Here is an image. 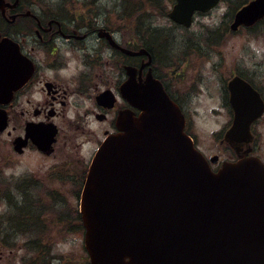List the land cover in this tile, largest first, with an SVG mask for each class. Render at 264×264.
<instances>
[{
  "label": "water",
  "instance_id": "1",
  "mask_svg": "<svg viewBox=\"0 0 264 264\" xmlns=\"http://www.w3.org/2000/svg\"><path fill=\"white\" fill-rule=\"evenodd\" d=\"M174 1L168 16L185 27L194 11L218 2ZM9 5L0 0V11ZM263 16L264 0H251L235 13L231 28ZM120 50L146 56L139 73L151 63L144 47ZM31 69L18 46L2 39L0 98L20 86ZM126 74L120 93L140 113H119L117 132L96 152L80 197L90 264H264V163L244 157L224 161L213 171L183 131L179 107L151 68L139 81L135 67L126 66ZM228 88L236 115L224 138L233 144L234 134L245 139L261 109L253 108L237 78ZM108 98V91L98 96L103 103ZM210 160L216 163L217 156Z\"/></svg>",
  "mask_w": 264,
  "mask_h": 264
},
{
  "label": "flooded vegetation",
  "instance_id": "2",
  "mask_svg": "<svg viewBox=\"0 0 264 264\" xmlns=\"http://www.w3.org/2000/svg\"><path fill=\"white\" fill-rule=\"evenodd\" d=\"M9 1L14 2L15 0ZM25 1L17 0L15 6L6 10L5 15L0 13V21L6 25L14 22L27 24L25 28H19L13 32H11L12 26H7L8 28L0 34L13 38L19 44L21 53L32 64L29 79L11 94L7 92L0 101V110L5 117L4 128H0V202L10 205L9 193L29 194L30 199L26 200L27 203L20 202L27 207L24 209V218L29 217L27 218L28 223L23 224L29 226L27 232L33 234L29 239L32 242L40 238H49L53 223L58 226V230L61 228L62 215H67L61 211L63 207L61 193L65 188L66 191L75 193L81 191L95 151L107 134L115 131V120L120 110L129 107L119 95V86L126 77L125 66L128 63L125 59H130L129 64L136 67H139L143 59L140 56L126 57L118 48L113 47L110 43L111 38L123 47H127L129 41H126L123 36L116 37L115 33L118 32L116 28L113 30L112 27L104 24H94L92 21L95 16L94 11L71 14L73 16H70L71 21H67L57 14L35 13L23 6ZM247 1L249 0H244L243 4ZM9 15L13 18L12 20ZM263 20L252 26L241 25L234 32L252 30ZM90 40H95L96 47L90 55L82 58L81 65L86 69L80 71L78 78L76 75L66 77L63 83L58 76L65 66L64 51H61V47L68 49L66 53L88 50L87 42ZM138 43L140 46L141 42ZM105 49L111 50L113 55H118V60L121 58L120 63L115 64V67L117 73L119 69L123 72L118 74L116 83L113 81L116 84L114 87L107 85L105 89L93 91L95 86L92 84L91 69L97 64V68L100 69L102 62L109 64L108 58L104 59L102 56ZM100 59L105 61L94 64L95 60L100 61ZM154 59L153 51V63ZM153 75L164 83L171 98L181 108L180 102L170 93L167 84L156 75L154 66ZM235 77L247 84L244 85V90L248 94L251 105L254 103L253 108L261 104L262 110L249 124L247 141L236 138L237 142H233L232 153L235 159L251 157L264 162V71L260 68L248 69V67L239 69L236 66L230 79ZM104 90H110L113 93L114 102L111 107L101 105L96 101V96ZM224 91L227 92V98L224 97L229 114L226 125L223 127L225 130L233 123L235 110L229 103L227 84ZM92 95L91 106L82 108V99L91 98ZM70 106L76 109L71 117L65 113L66 108ZM181 111L184 113L182 108ZM93 120L105 124L103 128L99 126L96 133L90 124ZM94 135L95 138L92 137ZM222 140L221 138L220 141ZM26 154L39 158H36V167H25L15 172L14 169L18 163H22V156ZM66 183H68L67 186H65ZM40 192L44 197H40ZM11 197L14 198V195ZM15 212L13 216H20V212ZM73 215L74 217L70 218L65 225L66 230L82 231V239H84V228L77 207ZM10 216L12 215L7 211L0 213L1 241L10 238V230L2 223V221L6 223L8 218L13 220ZM14 218L15 221H22L21 217ZM17 224L23 226L22 222ZM7 256V252L5 253V250L0 248V259ZM86 256L89 263L87 252Z\"/></svg>",
  "mask_w": 264,
  "mask_h": 264
},
{
  "label": "rangeland",
  "instance_id": "3",
  "mask_svg": "<svg viewBox=\"0 0 264 264\" xmlns=\"http://www.w3.org/2000/svg\"><path fill=\"white\" fill-rule=\"evenodd\" d=\"M241 2L242 0H220L208 11L194 13L189 28L176 25L167 17L166 11L171 6L168 0H26L23 6L35 13L60 15L67 21H71V14L94 11V24H104L113 30L117 29L115 36H123L129 41L127 47L139 48L138 42L142 45V40L150 44L155 53L152 67L154 66L156 75L166 82L170 93L180 102L186 117V129L192 135L197 148L207 159L218 155V164L212 165V168H216L222 160L234 158L232 150L220 141L223 127L229 118L225 104L227 92L224 91L227 81L236 66L239 69L248 67L264 71V20L252 30L234 32L230 29L232 14ZM26 25L20 22L6 25L0 21V32L5 31L7 26H12L13 32L25 28ZM145 27L150 28L142 31ZM87 44L88 50L70 53H66L68 49L65 47H61V51H64L65 66L58 76L63 83L66 77L76 75L78 78L80 71L86 69L81 65L82 58L90 55L96 47L95 40H90ZM102 56L104 59L108 58L109 64H104L103 59L94 61V64L102 62V66L98 69L97 64L91 69L92 84L95 86L93 91L105 89L107 85L114 87L116 84L113 81L115 82L118 74L123 72L119 69L117 73L115 67L121 60H118V55H113L111 50L105 49ZM125 60L127 63L131 62L128 61L130 59ZM146 61L147 59L143 62ZM125 76L126 79L127 75ZM69 84L71 85V81ZM70 87L72 90V86ZM82 101V108L90 107L93 95ZM74 111L76 109L70 106L66 108L65 113L71 117ZM90 124L94 133L98 132L99 126L103 128L105 125L94 120ZM92 137L95 138V135ZM36 158L39 159L37 156L23 155L22 163H18L14 171L36 167ZM67 185L68 183L65 184ZM80 193V190L75 193L64 189L61 193V211L67 215H62L61 228L58 230V226L53 223L49 238L32 242L29 239L33 234H29V226L23 224L28 223L29 217L24 218V209L27 207L20 202L27 203L26 200L30 199V196L26 193H9L8 201L11 204L0 202V213L7 211L13 219L8 218L6 223L2 221L4 227L10 230V238L0 240V248L8 254L0 259V264H88L82 231H67L65 226L69 219L74 217L76 207L79 210ZM39 194L41 198L44 197L41 192ZM15 211L20 212V216H13ZM14 217H21L22 221H15ZM18 222H22L23 226H18ZM53 229L57 231L54 232Z\"/></svg>",
  "mask_w": 264,
  "mask_h": 264
},
{
  "label": "trees",
  "instance_id": "4",
  "mask_svg": "<svg viewBox=\"0 0 264 264\" xmlns=\"http://www.w3.org/2000/svg\"><path fill=\"white\" fill-rule=\"evenodd\" d=\"M148 28H150V27H145V28H143L142 31H147ZM144 29H145V30H144ZM150 33H151V32H150ZM142 42H143L142 46H144L146 49H148V50L151 52V54L153 55V51H152V47H151V45L148 44V43H146L144 40H142Z\"/></svg>",
  "mask_w": 264,
  "mask_h": 264
}]
</instances>
